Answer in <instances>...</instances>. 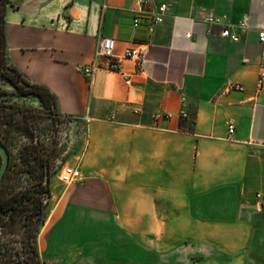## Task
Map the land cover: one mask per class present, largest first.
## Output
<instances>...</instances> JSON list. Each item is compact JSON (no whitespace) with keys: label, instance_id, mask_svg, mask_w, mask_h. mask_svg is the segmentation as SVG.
I'll return each mask as SVG.
<instances>
[{"label":"crops","instance_id":"crops-1","mask_svg":"<svg viewBox=\"0 0 264 264\" xmlns=\"http://www.w3.org/2000/svg\"><path fill=\"white\" fill-rule=\"evenodd\" d=\"M159 3L169 4L163 20L141 13L138 26L135 0H10L6 7L7 61L55 95L58 114L73 118L68 140L79 142L69 164L79 179L62 187L50 183L55 172L49 178L36 235L40 262L63 251L59 264L144 263L146 237L173 232V222L221 220L213 233L221 242L206 249L217 259L210 264H264V197L256 196L264 194V0H148L144 8ZM209 15L223 21L210 23ZM244 17L242 30L236 24ZM224 27L239 39L223 37ZM101 36L115 39L120 69L101 67L90 83L83 69ZM138 47L140 65L125 57ZM0 87L11 86L0 79ZM158 112L169 116L155 120ZM109 230L127 245L133 237L132 258L120 252L128 247L102 242Z\"/></svg>","mask_w":264,"mask_h":264},{"label":"trees","instance_id":"trees-1","mask_svg":"<svg viewBox=\"0 0 264 264\" xmlns=\"http://www.w3.org/2000/svg\"><path fill=\"white\" fill-rule=\"evenodd\" d=\"M9 2L0 0V79L14 89L12 95L23 100H5L8 93L0 87V140L9 152V163L0 179V227H13L22 238L20 248H14L11 242L0 241V264H41L36 235L46 217L42 196L49 194V180L46 181L45 176L48 172L50 178L54 172V149H45L31 117L43 113L45 119L56 126L70 125L73 118L59 115L55 95L45 85L25 80L7 61L4 14ZM24 99H35L38 105L33 109L22 106ZM19 137H23L24 142ZM21 180L27 186H22ZM22 252L25 256L21 257Z\"/></svg>","mask_w":264,"mask_h":264},{"label":"rangeland","instance_id":"rangeland-1","mask_svg":"<svg viewBox=\"0 0 264 264\" xmlns=\"http://www.w3.org/2000/svg\"><path fill=\"white\" fill-rule=\"evenodd\" d=\"M3 90H5L8 95L5 97V100H13V99H19L23 100L22 98L17 97L16 95H12L14 89L12 87L5 88L3 87ZM12 93V94H11ZM24 102L22 106H25L27 108L33 109L36 103L34 101L24 99ZM36 108V107H35ZM44 110V109H43ZM31 121L36 127V130L39 134L40 142L44 145L46 150H49L51 148L54 149V152L52 153V162L54 163V174L52 175V178L50 179V183L61 185L62 187H67V184H63L58 179L59 171L65 163L72 164L74 160V152L79 147V142L76 139V142L74 143L72 139L70 141L68 140L69 135L72 134V130L70 129L69 124H59L55 125L53 122L48 121L45 119V116L43 113H40L38 116H32ZM79 126V125H78ZM83 128L82 124L79 126ZM23 138V137H22ZM19 137V139H22ZM23 142L25 139H22ZM83 142V141H82ZM58 157L56 158L55 156ZM22 186H27V183L23 180L20 181ZM49 197H50V190L49 194H44L42 196L43 198V206H44V215L47 213L48 207H49ZM43 217V215H42ZM39 218V217H38ZM38 218L36 219V224L34 225L35 228L38 224ZM81 223V229L84 227L85 222H79ZM177 223L179 226L174 229L173 232L170 233V231H166V229H162V235L157 234L156 237H153V234L151 236L146 237V245L144 256L143 254L141 257H144V263L142 260H140V263L138 264H184L180 261H183L184 259H187V263L185 264H201V262H205L206 264H210L213 261H216L213 256H210L206 253V249L210 245H217L221 242V238L213 236V233L219 231V227L221 225V220H199V221H179V222H173ZM146 233H150L153 229L152 222L146 221L144 222V227ZM14 232V233H12ZM84 237V236H83ZM161 237V238H159ZM20 238H22V235H18L16 232V229L14 230L13 227H9L7 225L0 227V241L1 242H11L12 246L20 248L18 246L21 245L19 242ZM158 238V239H157ZM80 236H78L79 242H81ZM130 239V238H129ZM133 237L129 240L130 244L127 245V243H122L121 240L118 239V237H114L112 235V231L109 230V233L105 236L104 239H102V242L110 243L111 246H114L115 248L119 249L120 247H128L127 251H120L122 255L128 256L129 258H132V249L134 248L133 244ZM159 243L161 244V251L158 253H154L151 251L153 247L158 248ZM151 248V249H150ZM141 250V249H140ZM119 251L116 252L118 254H121ZM64 252L62 251L59 253L57 251L56 254H50L49 251L44 254V258L41 260V262H48L50 264H59L58 261L60 260L59 256L63 255ZM25 256L24 252L21 253V257ZM135 255V254H134ZM208 255V256H207ZM106 256V254H105ZM137 256V255H135ZM62 257V256H61ZM194 261L193 263H191ZM101 263V260L98 261V264ZM111 264L107 260L106 264ZM87 264V263H86Z\"/></svg>","mask_w":264,"mask_h":264},{"label":"built area","instance_id":"built-area-1","mask_svg":"<svg viewBox=\"0 0 264 264\" xmlns=\"http://www.w3.org/2000/svg\"><path fill=\"white\" fill-rule=\"evenodd\" d=\"M148 0H135V3L137 4L138 8L136 10L137 14L133 18V25L138 26L139 24V15L141 13H145L147 17L149 18L151 23H157L161 22L163 20V17L167 13V10L169 8V4L167 3H159L154 10H147L144 8V5L146 4ZM208 22L210 23H221L223 21V18L217 17L214 15H209L207 17ZM236 26L239 29L245 30L249 27V20L247 17L242 18ZM221 35L223 37L230 38L233 41H237L239 39V35L237 32L231 30L229 27H224L221 31ZM259 41H264V30H261L259 32ZM116 46L115 39L108 36H101L97 40V44L93 53L92 60L90 63L83 69V74L85 77L89 80V82H92V79L98 69L101 67H104L108 70L112 71H118L120 69V63L121 58L119 56H116L114 53ZM144 48L138 47V48H129L125 52V57L133 58L136 60L137 64L140 65L142 63ZM126 83H130V79L126 80ZM264 83V62L260 66L259 76H258V85L260 88H262ZM236 89H243V86L240 84H235L232 86ZM184 100V98H183ZM181 117H186L187 113L185 110H181L180 112ZM168 114H163L161 112L154 114V119L158 120L162 117H168ZM234 130V126L232 124L229 125L228 131L229 133H232ZM264 144V143H263ZM79 170L69 164L62 165L58 178L62 183L70 184L77 179H79ZM257 198L261 199L264 197V194L257 193ZM46 264V263H41Z\"/></svg>","mask_w":264,"mask_h":264},{"label":"water","instance_id":"water-1","mask_svg":"<svg viewBox=\"0 0 264 264\" xmlns=\"http://www.w3.org/2000/svg\"><path fill=\"white\" fill-rule=\"evenodd\" d=\"M0 156H1V163H0V179H1L9 163L8 149L1 140H0ZM45 177H46V181H48L49 180L48 172H46Z\"/></svg>","mask_w":264,"mask_h":264}]
</instances>
